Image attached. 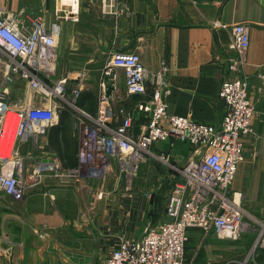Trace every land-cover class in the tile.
Masks as SVG:
<instances>
[{
  "label": "crops",
  "instance_id": "0c3cea01",
  "mask_svg": "<svg viewBox=\"0 0 264 264\" xmlns=\"http://www.w3.org/2000/svg\"><path fill=\"white\" fill-rule=\"evenodd\" d=\"M120 1L130 12L115 18L102 14L100 0H80L78 22L57 18L60 0H0V7L24 26L42 17L48 26L59 28L54 80L67 78L69 91L82 86L79 101L83 107L89 106L90 112L98 108L99 69L112 53L137 52L149 75L160 79L159 73L167 67L168 85L163 98L170 115L214 125H219L225 115L219 91L230 76L228 63L236 56L231 47V27L246 25L250 47L243 76L254 115L232 190L241 195L249 220L264 221V0ZM10 91L14 102L31 97L22 81L11 85ZM93 95L95 98L90 99ZM141 99L127 95L120 73L118 88L113 91L114 106L131 109ZM147 123L148 118L136 112L133 132L139 134ZM56 126L40 139L39 148L32 143L21 148L28 184L25 198L16 201L0 194V264H105L122 240L142 238L166 217L174 171L156 159L141 163L131 179L125 173L123 177L118 163L113 162L111 174L104 180L87 173L65 175V171L63 178L45 172L41 179L32 180L33 169L45 160V164L60 167L58 159L46 151L48 137ZM43 139L47 144H41ZM189 145L157 142L151 148L168 155L172 162L184 164L197 155ZM77 153L78 149L73 165L65 170L80 167ZM73 176L76 178L68 179ZM256 228L240 237L246 245H220L239 251L235 262L233 256L227 262L229 254L218 251L209 264H264L263 249L255 250L250 257L254 245H248L249 236L257 233ZM189 234L202 239L197 230L190 229Z\"/></svg>",
  "mask_w": 264,
  "mask_h": 264
},
{
  "label": "built area",
  "instance_id": "2783aa9c",
  "mask_svg": "<svg viewBox=\"0 0 264 264\" xmlns=\"http://www.w3.org/2000/svg\"><path fill=\"white\" fill-rule=\"evenodd\" d=\"M100 7L106 16L120 17L130 12L120 0H100ZM57 18L78 22L80 0L67 3L60 0ZM58 29L55 25L48 26L42 17L24 26L0 7V194L16 201L25 198L28 184L24 180L21 148L30 143L39 148L40 139L57 123L58 104L54 99H58L79 112L76 126L81 131L77 153L80 167L65 175L87 173L91 178L104 180L113 162L118 163L122 173L132 175L149 159H156L174 171L166 219L149 228L140 239L122 240L106 264H186L190 229L234 240L252 229L241 195L232 190L244 160V138L252 132L254 115L243 76L250 47L248 27L240 24L231 28V47L236 56L227 66L230 76L220 86L225 115L219 125L170 115L163 98L168 85L167 67L159 73L160 79L155 74L149 75L137 52L112 53L102 69L97 111L85 110L79 106L82 86L69 91L67 78L54 80ZM120 73L124 75L127 95L142 97L131 109L116 108L113 104ZM16 81H22L33 92L26 101L14 102L11 98L10 86ZM136 112L148 118L139 134L132 130ZM178 141L189 143L197 152L181 167L174 165L168 155L151 148L157 142L174 145ZM45 172L64 176L57 164L40 163L33 169L35 182ZM261 225L254 250L264 249V223Z\"/></svg>",
  "mask_w": 264,
  "mask_h": 264
},
{
  "label": "rangeland",
  "instance_id": "374dc122",
  "mask_svg": "<svg viewBox=\"0 0 264 264\" xmlns=\"http://www.w3.org/2000/svg\"><path fill=\"white\" fill-rule=\"evenodd\" d=\"M115 18H117V17H115ZM237 25H240V24H237ZM102 69H103V67L101 69H99V71L97 73V78L99 77L97 102L99 101V95H100V77H101ZM0 73H1V68H0ZM83 76H86V74L84 73ZM14 84L16 85L17 81ZM19 86L21 87V90H23L24 86L21 84H19ZM28 94L33 95V92L29 90ZM92 98H95L94 95L90 96V99H92ZM37 100L40 103L41 97H38ZM54 100L58 104V122H57L56 130H54V132L50 134V137H48L47 142H49V145H46V148H47L46 151L50 155L52 154V156L54 158L58 159V163L60 165L59 169L62 171H65L67 173V169L65 170V167H69V166L73 165L75 154L77 152V149H79V137H80L79 136L80 133L78 131L79 127L76 126L75 129L73 128V121H74V123L77 121V119H78L77 117L79 116V112L76 111V109L72 106H69L67 104L66 105L62 104L61 101L58 99H54ZM44 105H47V104H44ZM97 105H98V103H97ZM79 106L84 108V109L86 108V107H83V105H81L80 101H79ZM88 107L85 110L90 111L88 109ZM45 136H43V137H45ZM9 143H10V140H9ZM177 143H180V142H177ZM41 144L44 145L47 143L44 142V139H43ZM186 144L189 145V143H186ZM170 161L172 162V160H170ZM172 163L178 167H181L185 164V163L180 164L177 162H172ZM27 173H29V172H27ZM124 173L122 174V176L126 177V175ZM29 175H31V173H29ZM133 176H134L133 174H132V176L128 175V178L131 179ZM63 177L59 176L58 178H63ZM70 178L74 179V178H76V176L69 177L68 179H70ZM33 179H34V177L32 178V180ZM246 219H247V222H253V221H251L252 219L249 220L247 218V216H246ZM256 220L258 222L255 221V223L252 225V229L253 228L255 229L257 227L256 228L257 233L249 236L250 239L248 241L249 242L248 245H254L255 244L256 239L258 237V233H259L260 229L262 228L261 223H264V221L261 219H256ZM194 230H197L199 235H202V239H200V240L196 239L191 234H189V231H188L189 238H188V242L186 244V251H185V263L186 264H209L208 260H210V257L212 256V254H214L215 252H218V251H221L222 253L227 252L229 254L230 257L227 258V262L232 259V256L234 257L232 259V261L235 262V259L238 258L239 251L238 250H232V249L225 250L223 247H220V245H246L247 244V242H245V244H243L242 243L243 240L241 241V238L239 241H236V242L225 241L228 239H221V238L216 237L215 235L213 236L212 232H204L200 229H194ZM233 241H235V240H233ZM252 249L253 250H251V252H250V257H252L254 255L252 253H254V251L256 250V249L254 250V246ZM244 264H247V263H244Z\"/></svg>",
  "mask_w": 264,
  "mask_h": 264
},
{
  "label": "bare ground",
  "instance_id": "6f19581e",
  "mask_svg": "<svg viewBox=\"0 0 264 264\" xmlns=\"http://www.w3.org/2000/svg\"><path fill=\"white\" fill-rule=\"evenodd\" d=\"M63 1L67 3V2H69L70 0H69V1H65V0H63ZM13 138H14V133H12V135H11V140H10V143H11V144H12ZM118 166H119V165H118ZM119 169H120V168H119ZM111 171H112V170H111ZM110 174H111V173H109L108 175H110ZM125 174H126V172H125ZM107 177H108V176H107ZM107 177H106V178H107ZM242 205H243V204H242ZM250 219H252L251 221H253V222H249V224H250L249 226L252 227V225H253V224L255 223V221H257V220H256V218H253V217H251ZM257 222H258V221H257ZM192 229H197V228H192ZM226 239H227V238H226Z\"/></svg>",
  "mask_w": 264,
  "mask_h": 264
},
{
  "label": "water",
  "instance_id": "95a60500",
  "mask_svg": "<svg viewBox=\"0 0 264 264\" xmlns=\"http://www.w3.org/2000/svg\"><path fill=\"white\" fill-rule=\"evenodd\" d=\"M45 163L47 162V160L44 161ZM51 163L53 162V160L50 161Z\"/></svg>",
  "mask_w": 264,
  "mask_h": 264
}]
</instances>
